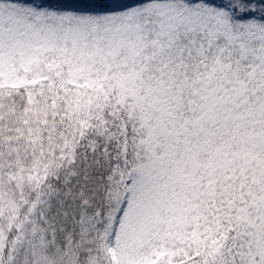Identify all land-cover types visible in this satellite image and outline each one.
Here are the masks:
<instances>
[{
  "label": "snow or ice",
  "instance_id": "obj_1",
  "mask_svg": "<svg viewBox=\"0 0 264 264\" xmlns=\"http://www.w3.org/2000/svg\"><path fill=\"white\" fill-rule=\"evenodd\" d=\"M0 264H264V0H0Z\"/></svg>",
  "mask_w": 264,
  "mask_h": 264
}]
</instances>
